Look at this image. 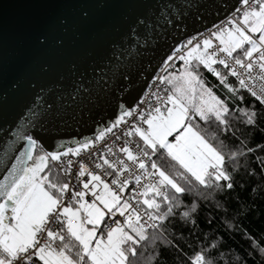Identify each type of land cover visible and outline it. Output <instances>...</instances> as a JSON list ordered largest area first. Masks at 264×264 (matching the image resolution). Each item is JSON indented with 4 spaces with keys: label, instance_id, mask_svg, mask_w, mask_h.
Masks as SVG:
<instances>
[{
    "label": "snow or ice",
    "instance_id": "6c2138e0",
    "mask_svg": "<svg viewBox=\"0 0 264 264\" xmlns=\"http://www.w3.org/2000/svg\"><path fill=\"white\" fill-rule=\"evenodd\" d=\"M36 4L11 59L0 43V264H169L202 207L264 258L250 209L225 199L238 175L264 181V144L233 123L264 120V0ZM52 50L58 63L42 59ZM224 243L204 234L188 264H216Z\"/></svg>",
    "mask_w": 264,
    "mask_h": 264
},
{
    "label": "trees",
    "instance_id": "16d2710c",
    "mask_svg": "<svg viewBox=\"0 0 264 264\" xmlns=\"http://www.w3.org/2000/svg\"><path fill=\"white\" fill-rule=\"evenodd\" d=\"M201 75L210 85L215 86L218 92H223L214 77L210 76L207 72H202ZM245 100L249 105L254 103L252 98L247 94H245ZM243 106L241 105V107ZM233 123L238 128L237 135L241 139H245L246 142H250V146L264 144V120H261L256 128H245L242 124H238L235 121ZM227 142L234 143L231 138ZM159 162L166 171L175 174V169L168 160L165 159ZM241 181H243V185ZM236 185L235 190L228 193L225 197L229 208L232 209L239 206L250 209L249 215L243 219V225L253 233L257 241L264 239V181L259 176L249 179L245 175H238L236 177ZM253 188L257 190L252 191ZM191 199V197H186L185 203H188ZM238 200L243 203L238 205ZM210 214L211 212L208 207L200 209L197 216V221L200 224L199 237L195 234L190 237L188 229H185L184 240L180 241L181 254L179 256L175 252H166L164 254L169 264H173L174 261L175 264H188V261L192 259L195 252L200 250L204 234H213V239L216 235L224 234L226 243L221 246L220 255L217 257V253H213V256L217 257L216 264H232L234 257L237 255L243 257L241 264H264V258L253 251L254 245L253 247H249L247 238L242 239L239 235L225 232V228L221 223L223 216L220 213H216V216L219 218L212 224L211 228L207 227L205 217ZM229 215L231 216V213Z\"/></svg>",
    "mask_w": 264,
    "mask_h": 264
},
{
    "label": "water",
    "instance_id": "95a60500",
    "mask_svg": "<svg viewBox=\"0 0 264 264\" xmlns=\"http://www.w3.org/2000/svg\"><path fill=\"white\" fill-rule=\"evenodd\" d=\"M234 2V0H232ZM39 11L36 4V0H0V43L9 54L11 59L12 49L14 48L17 40L19 39L21 28L23 23L34 16ZM219 21H217L218 23ZM68 43V50L73 47V41L70 35L65 37ZM63 56V53H59L52 50L46 54H43L42 59H46L52 63H58ZM5 85L0 84V89ZM135 95V93H134ZM26 93L22 92L18 94L14 99L9 102V115H13L16 110L19 109ZM131 100V97L128 98ZM80 129L73 127L70 129H61L49 134V143H52L51 137H56L57 141H68L73 138V133L78 132ZM85 135H91L87 129H84ZM79 138V137H76Z\"/></svg>",
    "mask_w": 264,
    "mask_h": 264
},
{
    "label": "built area",
    "instance_id": "2783aa9c",
    "mask_svg": "<svg viewBox=\"0 0 264 264\" xmlns=\"http://www.w3.org/2000/svg\"><path fill=\"white\" fill-rule=\"evenodd\" d=\"M219 23V22H218ZM210 76H212L210 73H208ZM213 77V76H212Z\"/></svg>",
    "mask_w": 264,
    "mask_h": 264
}]
</instances>
